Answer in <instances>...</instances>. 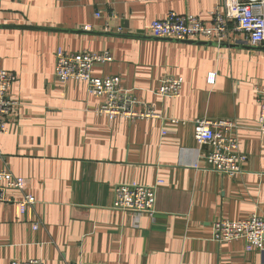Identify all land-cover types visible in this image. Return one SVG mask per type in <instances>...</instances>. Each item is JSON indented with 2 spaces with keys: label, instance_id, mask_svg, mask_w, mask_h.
Instances as JSON below:
<instances>
[{
  "label": "crops",
  "instance_id": "1",
  "mask_svg": "<svg viewBox=\"0 0 264 264\" xmlns=\"http://www.w3.org/2000/svg\"><path fill=\"white\" fill-rule=\"evenodd\" d=\"M217 9L223 0H0V67L17 75L9 97L18 103L0 134V170L26 178L37 201L25 214L0 202V264H264V249L212 238L219 219L264 217V46L237 34L221 44L165 41L147 30L171 11L210 24ZM58 47L108 50L113 60L93 74L119 76L160 116L97 113L103 99L85 82L56 79ZM164 75L183 79L179 97L157 93ZM199 118L237 122L246 159L236 177L207 168ZM125 183H158L153 216L112 207Z\"/></svg>",
  "mask_w": 264,
  "mask_h": 264
},
{
  "label": "built area",
  "instance_id": "2",
  "mask_svg": "<svg viewBox=\"0 0 264 264\" xmlns=\"http://www.w3.org/2000/svg\"><path fill=\"white\" fill-rule=\"evenodd\" d=\"M223 5V12L219 9L212 12L213 20L210 24L203 22L197 15L171 11L165 18L153 20L147 26V30L156 37L203 40L220 44L231 42L237 34L240 38L237 37L236 40L252 46H264V0H223ZM97 15L100 16V12ZM55 58L57 80L83 81L87 84L91 95L103 99L97 108V113L106 115L110 120L116 117L138 120L160 116L151 104L137 98L132 90L124 88L119 76L98 77L93 74L96 63L113 60L108 50L70 52L58 47ZM16 81L17 75L14 72L0 67V134L8 132V117L18 104L9 97L10 89ZM182 88L181 77L164 75L157 93L163 97H179ZM257 96L261 105L260 131L264 133V91L259 90ZM171 121L178 122L177 119ZM194 124L196 141L208 148L203 155L207 168L230 177H236L241 173L242 163L246 157L239 148L237 122L223 118H199L194 121ZM163 132L166 133L168 130L164 128ZM158 183L154 185L117 184L112 207L122 212L132 213L136 218L144 214L153 216L156 213ZM12 190L21 193L20 200L10 195L9 192ZM15 201L18 202L22 214H25L29 206L37 203L34 195L29 192L26 178L17 176L8 169L0 170V202ZM41 223V219L38 218L34 228L38 229ZM212 238L218 243L244 240L248 247L263 250L264 217L254 213L241 220L219 219L213 223ZM10 264L46 263L41 258H31L14 259Z\"/></svg>",
  "mask_w": 264,
  "mask_h": 264
},
{
  "label": "water",
  "instance_id": "3",
  "mask_svg": "<svg viewBox=\"0 0 264 264\" xmlns=\"http://www.w3.org/2000/svg\"><path fill=\"white\" fill-rule=\"evenodd\" d=\"M27 28H29V27H27ZM30 28H33V27H30ZM72 31H75V32H83L84 30H72ZM155 38H158L160 40H165V41H173V42H190V41H193V40H178V39L165 38V37H155ZM196 41L197 42H204V43H216V42H206V41H198V40H196ZM254 47H260V48H262V46H254ZM262 49H264V48H262Z\"/></svg>",
  "mask_w": 264,
  "mask_h": 264
}]
</instances>
